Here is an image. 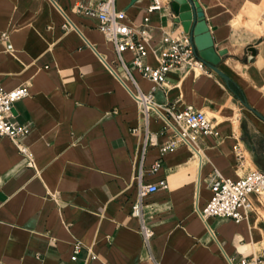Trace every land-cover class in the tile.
Returning a JSON list of instances; mask_svg holds the SVG:
<instances>
[{
    "label": "crops",
    "instance_id": "0c3cea01",
    "mask_svg": "<svg viewBox=\"0 0 264 264\" xmlns=\"http://www.w3.org/2000/svg\"><path fill=\"white\" fill-rule=\"evenodd\" d=\"M99 1L0 0V88L28 84L30 92L12 109L28 132L17 142L0 136V264H229L228 257L264 256L257 195L239 222L212 217L206 224L195 212L211 197L215 169L225 178L264 172V0H198L215 50L225 51L218 67L230 81L207 66L174 69L154 99L203 110L219 135H196L195 150L178 141L162 151L175 135L151 113L155 144L142 160L145 122L126 87L132 85L98 20L77 10ZM150 3L115 0V8L131 26L148 18L143 61L156 66L164 32L182 27L166 0L155 11ZM122 56L129 62L132 52ZM133 74L148 91L151 83ZM139 169L143 183L168 185L143 198L153 229L148 250L131 215Z\"/></svg>",
    "mask_w": 264,
    "mask_h": 264
},
{
    "label": "built area",
    "instance_id": "2783aa9c",
    "mask_svg": "<svg viewBox=\"0 0 264 264\" xmlns=\"http://www.w3.org/2000/svg\"><path fill=\"white\" fill-rule=\"evenodd\" d=\"M162 0H151L148 6L149 11L159 10ZM77 10L95 17L98 20L97 27L104 35L105 40L110 43L116 53L118 63L124 70L132 89L126 85L131 97L136 102L143 115L144 142L140 153V160L144 156V151L148 145H154L148 131V117L151 113L156 114L163 122L171 128L175 138L170 141L162 151L172 150L175 143L180 141L195 150L192 140L196 135L218 136L219 132L215 122L201 110L191 105L183 109H176L170 104H159L155 102L154 90L168 83L167 74L180 69L183 74L189 72L197 73L204 71L205 63L200 59L189 38V34L183 29L176 34L164 32L162 41L165 46L156 54L158 65L151 66L143 61L147 54L146 44L150 38V28L148 18L139 26H131L125 20L123 10L115 8V0H100L95 7L77 5ZM8 51H12V44L6 46ZM125 50L132 52L129 62L123 59L122 53ZM137 70L141 77L151 83L148 91H143L133 74ZM29 85L21 84L10 90L0 88V136L8 137L13 142L28 132L30 124H21L13 119L12 109L14 103L29 96ZM20 150H24L20 148ZM154 164L152 171H156ZM137 183L136 198L131 206V215L139 219V233L142 237L144 247L150 248L153 229L148 223L143 213V198L157 190L167 189L166 180L157 183L145 184L142 182V170L139 169L134 176ZM210 190L212 192L206 206L199 209L195 206V212L199 218L207 224V220L217 217L223 220L232 219L239 222L246 218V213L252 208L251 194L264 203V172L257 169H248L237 178H225L218 170H214L210 176ZM81 248L79 241L74 243L71 260H76ZM229 264H264V256L252 253L241 258L228 257ZM155 264H160L155 261Z\"/></svg>",
    "mask_w": 264,
    "mask_h": 264
},
{
    "label": "water",
    "instance_id": "95a60500",
    "mask_svg": "<svg viewBox=\"0 0 264 264\" xmlns=\"http://www.w3.org/2000/svg\"><path fill=\"white\" fill-rule=\"evenodd\" d=\"M166 3L174 15L173 22L180 24L182 29L189 34L200 59L209 69L229 83V76L218 67L225 51L215 50L211 32L198 0H166Z\"/></svg>",
    "mask_w": 264,
    "mask_h": 264
},
{
    "label": "rangeland",
    "instance_id": "374dc122",
    "mask_svg": "<svg viewBox=\"0 0 264 264\" xmlns=\"http://www.w3.org/2000/svg\"><path fill=\"white\" fill-rule=\"evenodd\" d=\"M208 116H210V115L208 114Z\"/></svg>",
    "mask_w": 264,
    "mask_h": 264
}]
</instances>
